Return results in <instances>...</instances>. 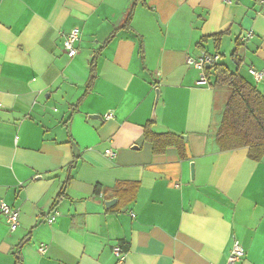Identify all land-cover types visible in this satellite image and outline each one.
Returning <instances> with one entry per match:
<instances>
[{
    "label": "crops",
    "instance_id": "0c3cea01",
    "mask_svg": "<svg viewBox=\"0 0 264 264\" xmlns=\"http://www.w3.org/2000/svg\"><path fill=\"white\" fill-rule=\"evenodd\" d=\"M204 55L264 95V0H0V264H227L235 241L264 264V159L217 147L231 90Z\"/></svg>",
    "mask_w": 264,
    "mask_h": 264
},
{
    "label": "trees",
    "instance_id": "16d2710c",
    "mask_svg": "<svg viewBox=\"0 0 264 264\" xmlns=\"http://www.w3.org/2000/svg\"><path fill=\"white\" fill-rule=\"evenodd\" d=\"M134 9L135 4L127 16V22L132 20ZM114 35L115 33L106 41L105 46L112 41ZM234 58L237 61L236 54ZM213 71L216 77L215 86H227L231 90L215 138L217 147L222 152L247 148L249 157L260 162L264 159V95L241 75L232 73L225 65H215ZM95 79V60H93L88 91ZM145 138L154 145L156 154H162L170 146H178L180 154L183 153V147L180 145L182 140L176 135H158L148 126L145 129ZM59 197L61 198V195Z\"/></svg>",
    "mask_w": 264,
    "mask_h": 264
},
{
    "label": "built area",
    "instance_id": "2783aa9c",
    "mask_svg": "<svg viewBox=\"0 0 264 264\" xmlns=\"http://www.w3.org/2000/svg\"><path fill=\"white\" fill-rule=\"evenodd\" d=\"M253 36L252 33H249L246 37L251 38ZM247 38H244L243 40H246ZM64 49L68 57L74 58L78 52V42L80 40V30L78 28H74L71 30L69 33L64 35ZM220 61V56L219 55H204L200 59H189L188 63L192 66H194L196 69H198L201 73V84H207V77L205 75V69L206 66H215L218 65ZM250 73L252 76L255 78L257 82H260L264 80V70L258 71L255 69H251ZM113 116L112 113L106 116V120H109ZM106 155L110 158L114 156L113 152L111 150H108L106 152ZM0 215H2L6 222L7 225L10 229L11 232H15L18 230L19 225H20V212L18 209L10 207L5 201H0ZM135 216L134 214H132ZM58 216V212L54 211L52 214H50L47 217V222L49 224H53ZM46 248L42 247L41 248V253L45 254ZM114 255L118 258L120 262H124L125 260V255L121 250L120 246H116L114 249ZM245 256V252L242 249L241 245L239 242L235 241L231 252L229 254L227 264H237L240 262Z\"/></svg>",
    "mask_w": 264,
    "mask_h": 264
},
{
    "label": "water",
    "instance_id": "95a60500",
    "mask_svg": "<svg viewBox=\"0 0 264 264\" xmlns=\"http://www.w3.org/2000/svg\"><path fill=\"white\" fill-rule=\"evenodd\" d=\"M207 68H211L212 66H206ZM158 97V95H157ZM116 203V201H111V202H107V207L110 208L111 206H113Z\"/></svg>",
    "mask_w": 264,
    "mask_h": 264
}]
</instances>
